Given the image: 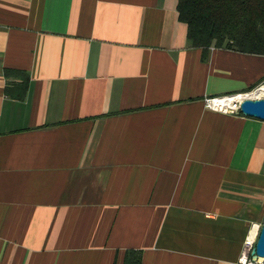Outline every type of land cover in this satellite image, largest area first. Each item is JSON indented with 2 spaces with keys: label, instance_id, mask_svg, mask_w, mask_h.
<instances>
[{
  "label": "crops",
  "instance_id": "obj_1",
  "mask_svg": "<svg viewBox=\"0 0 264 264\" xmlns=\"http://www.w3.org/2000/svg\"><path fill=\"white\" fill-rule=\"evenodd\" d=\"M176 7L0 0V264H240L264 121L204 101L264 56L192 47Z\"/></svg>",
  "mask_w": 264,
  "mask_h": 264
},
{
  "label": "trees",
  "instance_id": "obj_2",
  "mask_svg": "<svg viewBox=\"0 0 264 264\" xmlns=\"http://www.w3.org/2000/svg\"><path fill=\"white\" fill-rule=\"evenodd\" d=\"M176 10L192 47L204 53L217 48L264 56V0H177ZM26 84L24 77L18 99ZM124 264H141V253L126 252Z\"/></svg>",
  "mask_w": 264,
  "mask_h": 264
},
{
  "label": "built area",
  "instance_id": "obj_3",
  "mask_svg": "<svg viewBox=\"0 0 264 264\" xmlns=\"http://www.w3.org/2000/svg\"><path fill=\"white\" fill-rule=\"evenodd\" d=\"M259 99H264V81L247 92L217 98H206L204 101V106L205 108L214 112L242 116V114L240 113V105L242 104V102H244L245 100ZM256 225L258 226L256 233L252 234L253 228L255 226V224H252L251 229L248 231V234L242 243V253L239 259L240 264H264V259H262L260 263L253 262L250 259L251 251L254 248L261 228V224ZM244 256L245 258L243 259Z\"/></svg>",
  "mask_w": 264,
  "mask_h": 264
},
{
  "label": "water",
  "instance_id": "obj_4",
  "mask_svg": "<svg viewBox=\"0 0 264 264\" xmlns=\"http://www.w3.org/2000/svg\"><path fill=\"white\" fill-rule=\"evenodd\" d=\"M240 113L245 117L256 118L264 121V99L245 100L240 105ZM250 259L253 262L260 263L264 259V220L251 251Z\"/></svg>",
  "mask_w": 264,
  "mask_h": 264
},
{
  "label": "rangeland",
  "instance_id": "obj_5",
  "mask_svg": "<svg viewBox=\"0 0 264 264\" xmlns=\"http://www.w3.org/2000/svg\"><path fill=\"white\" fill-rule=\"evenodd\" d=\"M263 81H264V79L261 82H263ZM259 213H260V211H259ZM263 220H264V207H263V214L262 215L260 214V216L258 217V220L255 221L253 224H255V225L256 224H262ZM251 227H252V224L250 225V229H251Z\"/></svg>",
  "mask_w": 264,
  "mask_h": 264
},
{
  "label": "bare ground",
  "instance_id": "obj_6",
  "mask_svg": "<svg viewBox=\"0 0 264 264\" xmlns=\"http://www.w3.org/2000/svg\"><path fill=\"white\" fill-rule=\"evenodd\" d=\"M245 258V256L243 257V259Z\"/></svg>",
  "mask_w": 264,
  "mask_h": 264
}]
</instances>
